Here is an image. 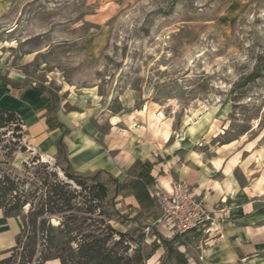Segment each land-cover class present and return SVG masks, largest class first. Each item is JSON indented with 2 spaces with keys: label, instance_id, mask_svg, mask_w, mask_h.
<instances>
[{
  "label": "rangeland",
  "instance_id": "obj_1",
  "mask_svg": "<svg viewBox=\"0 0 264 264\" xmlns=\"http://www.w3.org/2000/svg\"><path fill=\"white\" fill-rule=\"evenodd\" d=\"M0 12V76L54 94L56 117L71 116L72 131L105 134L107 122L119 117L128 128L163 126L164 139L170 132L177 140L187 125L204 119L197 149L223 146L264 162V0H0ZM20 119V131L0 129V176L34 191L40 181L51 184L56 169L52 157L42 161ZM138 165L124 179L134 178ZM117 201L130 217L139 214L133 197ZM153 201V213L144 215L150 228L132 247L139 241L145 264H174L162 247L151 253V229L173 237L155 222ZM218 210L226 212L219 243L229 216L225 206L211 211ZM3 223L0 218V236L13 240ZM206 238L186 235L176 246L187 264H206L210 245L202 253L194 248ZM184 244L191 248L184 252Z\"/></svg>",
  "mask_w": 264,
  "mask_h": 264
},
{
  "label": "crops",
  "instance_id": "obj_2",
  "mask_svg": "<svg viewBox=\"0 0 264 264\" xmlns=\"http://www.w3.org/2000/svg\"><path fill=\"white\" fill-rule=\"evenodd\" d=\"M47 103L34 89L20 93L0 82V109L18 114L31 145L51 159L61 132L48 129L44 122ZM111 119L105 134L72 131L71 116L58 119L69 131L65 136L67 158L76 171L104 170L122 180L135 163L156 162L152 169L154 185L158 182L168 190L169 183L179 181L195 196L204 198L209 210L228 208L223 240L218 243L215 239L206 247V264H264V162L259 163L257 155L240 157L239 152L223 146L211 153L197 149V140L208 126L204 119L187 125L177 140H172L170 132L164 139L163 126L128 128L123 119ZM0 218L9 234L16 237L22 226L20 218L4 217L2 211ZM14 240L0 236V253L12 248ZM50 262L60 264L58 260Z\"/></svg>",
  "mask_w": 264,
  "mask_h": 264
},
{
  "label": "trees",
  "instance_id": "obj_3",
  "mask_svg": "<svg viewBox=\"0 0 264 264\" xmlns=\"http://www.w3.org/2000/svg\"><path fill=\"white\" fill-rule=\"evenodd\" d=\"M0 82L20 93L26 89L38 91L48 100L46 126L61 132L52 156L57 171L49 174L53 177L51 184L47 180L39 182L44 188L42 194H38L40 188L25 191L23 181L7 174L0 176V211L7 218L19 217L22 224L14 246L0 255V264H47L52 260L60 264H145L148 255L143 254L139 241L134 247L132 242L137 234H143V239L145 230L150 228L144 215L150 216L155 209L149 191L155 183L152 169L156 162L139 163L132 179L119 180L104 170L76 171L67 158L65 136L69 131L56 117V96L45 88L13 82L6 76L0 77ZM19 119L18 114L0 109V129L13 127L12 130L20 131ZM128 197H133L139 206L135 217L119 209L117 199ZM25 207L28 210L24 214ZM128 209L131 211V206ZM113 221L124 231L113 228ZM151 233V253L162 247L172 263L187 264L176 247L185 242V236L166 239L152 229Z\"/></svg>",
  "mask_w": 264,
  "mask_h": 264
},
{
  "label": "built area",
  "instance_id": "obj_4",
  "mask_svg": "<svg viewBox=\"0 0 264 264\" xmlns=\"http://www.w3.org/2000/svg\"><path fill=\"white\" fill-rule=\"evenodd\" d=\"M151 198L155 200L159 209V217L155 222L161 230L173 236L207 235L204 241H199L194 246L195 250L200 253L211 241L217 239L220 233V222L226 216V212L207 209L204 198L195 196L183 183L173 181L169 183L168 190L157 185L151 192ZM181 248L185 252L191 246L184 244ZM202 259L203 256L198 257L199 261Z\"/></svg>",
  "mask_w": 264,
  "mask_h": 264
},
{
  "label": "bare ground",
  "instance_id": "obj_5",
  "mask_svg": "<svg viewBox=\"0 0 264 264\" xmlns=\"http://www.w3.org/2000/svg\"><path fill=\"white\" fill-rule=\"evenodd\" d=\"M46 157H47V156H46ZM46 157H45V156H42V161H43V162H47L48 159H47ZM46 159H47V160H46ZM50 160H51V159H50ZM59 175H61V174L59 173Z\"/></svg>",
  "mask_w": 264,
  "mask_h": 264
}]
</instances>
